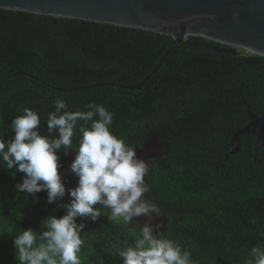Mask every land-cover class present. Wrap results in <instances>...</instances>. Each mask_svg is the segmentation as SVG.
Masks as SVG:
<instances>
[{
	"label": "trees",
	"instance_id": "16d2710c",
	"mask_svg": "<svg viewBox=\"0 0 264 264\" xmlns=\"http://www.w3.org/2000/svg\"><path fill=\"white\" fill-rule=\"evenodd\" d=\"M172 42L141 29L0 9V134L5 141L14 136L9 126L25 107L39 113L44 134L57 99L71 111L87 110L90 102L106 107L114 112L110 130L118 137L135 145L157 136L165 149L149 165L144 196L168 220L161 233L190 250L194 264H247L251 248L264 245V147L244 135L237 152L226 157V149L248 123L247 107L264 118V56L217 53L184 40L136 88ZM200 115L207 116L205 127L215 121L218 141L197 149L176 144L177 123L186 130ZM23 176L0 162V264H18L13 237L28 228L39 232L44 218L62 216L60 204L70 202V176L62 173L66 194L53 204L46 191L36 198L18 192ZM82 219V264H121L116 249L133 243V224L105 216L77 222Z\"/></svg>",
	"mask_w": 264,
	"mask_h": 264
},
{
	"label": "clouds",
	"instance_id": "9594fccd",
	"mask_svg": "<svg viewBox=\"0 0 264 264\" xmlns=\"http://www.w3.org/2000/svg\"><path fill=\"white\" fill-rule=\"evenodd\" d=\"M85 107L87 110L71 111L64 100H55L54 111L46 117L47 134L39 130V113L25 107L9 126L14 136L5 141L0 134V162L24 174L16 190L34 198L46 191L49 204L62 201L66 194L58 152H76L68 168L78 183L67 189L70 202L60 204L66 213L44 218L39 232L28 228L13 237L18 264H82L85 242L81 234L86 225L77 218L95 222L101 217V209L114 224L135 222L130 229L136 237L133 243L125 242L116 249L121 264H194L190 250L164 236L160 225L151 222L152 213L160 216V208L144 198L150 191L145 181L149 164L137 158L135 151L142 144H128L110 130L113 111L95 102ZM77 132L78 143L73 147ZM142 215L147 219L139 224L134 218ZM250 255L247 264H264V245L252 247Z\"/></svg>",
	"mask_w": 264,
	"mask_h": 264
},
{
	"label": "water",
	"instance_id": "95a60500",
	"mask_svg": "<svg viewBox=\"0 0 264 264\" xmlns=\"http://www.w3.org/2000/svg\"><path fill=\"white\" fill-rule=\"evenodd\" d=\"M0 9L106 23L171 36L156 67L136 87L140 88L161 66L169 51L186 40L191 46L223 54L264 56V0H0ZM201 36L222 46L199 44ZM102 86V85H101ZM249 121L236 130L227 155L239 150L241 136L252 135L255 147H264V118L247 107ZM136 155L153 149L149 144Z\"/></svg>",
	"mask_w": 264,
	"mask_h": 264
},
{
	"label": "flooded vegetation",
	"instance_id": "af4514ba",
	"mask_svg": "<svg viewBox=\"0 0 264 264\" xmlns=\"http://www.w3.org/2000/svg\"><path fill=\"white\" fill-rule=\"evenodd\" d=\"M210 114H209V116H210ZM192 120H193V122L191 123L190 128H186V130L178 127V123H177L176 131H175L176 144H182V145L185 144L187 147L194 146L197 149L198 148L197 145H200V144L205 145V142L210 141L211 138H213L214 141H218V138L213 137V135H214L213 127H214L215 121L212 122L213 127L211 126V128H210V127H205L206 124H204V122H206V120H207V116L202 118L200 115V116H197L196 120L193 118H192ZM166 127H167V122L165 121L163 123V129L166 130ZM170 128H171L172 134H173L174 133L173 125H171ZM160 141L161 140H159L157 136H151L148 140L141 143L142 147H139V146L136 147L135 151L137 149L138 150H142V149L144 150L145 147L148 146L147 144L151 145L153 147V149L149 152V154L144 153V152L137 154L136 155L137 158L142 159L146 162L148 161L149 165L151 164V162L153 160L158 161V159L163 156V151L165 150L164 147L161 146V144H159ZM75 155H76L75 150H70L67 155H65L64 152L61 151V153L59 155L60 161L62 164V167L59 169V171H61V173L65 174V175L70 176L74 182V184L70 188H75L77 183H78V178L68 168V166L74 160ZM94 207H100V205H94ZM60 209L63 211V215H64L66 213V209L63 207H61ZM101 213H102L101 216L107 217V213L104 209H101ZM152 216H153V220L151 222L153 223V225L159 224L160 225V232H163L165 227H166V224L168 222L167 218L163 215L156 216L155 213H152ZM134 219L139 224H143L147 218L142 215V216L136 217ZM81 222L84 223V220L82 219L79 223H81ZM109 222H111V221H109ZM134 227H135V222H133L132 228H134ZM93 235L98 236V237L100 236L99 232L96 234L93 233Z\"/></svg>",
	"mask_w": 264,
	"mask_h": 264
}]
</instances>
